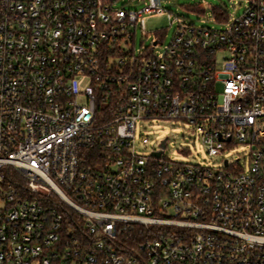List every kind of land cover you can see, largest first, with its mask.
Listing matches in <instances>:
<instances>
[{"label": "built area", "instance_id": "2783aa9c", "mask_svg": "<svg viewBox=\"0 0 264 264\" xmlns=\"http://www.w3.org/2000/svg\"><path fill=\"white\" fill-rule=\"evenodd\" d=\"M133 1L0 0V264H264V0L162 54L136 33L163 0ZM174 121L248 166L138 153Z\"/></svg>", "mask_w": 264, "mask_h": 264}, {"label": "rangeland", "instance_id": "374dc122", "mask_svg": "<svg viewBox=\"0 0 264 264\" xmlns=\"http://www.w3.org/2000/svg\"><path fill=\"white\" fill-rule=\"evenodd\" d=\"M126 9L137 8L138 6L124 0ZM250 0H163L166 11L160 15H150L141 19L136 33V49L143 51L151 46L155 40H159L156 49L157 54H162L170 41L178 25L177 19L191 22L196 26L209 28H220L224 26L217 19V13L228 14L230 18H236L246 12ZM201 8V9H198ZM132 48V47H127ZM148 135L151 145L144 146L137 144L138 153L147 155L156 146V141L169 138V145L166 152L168 158L173 161H181L185 164L198 165L217 170L223 165V159L237 160L242 157L241 165L248 166L253 150L245 145L232 148L226 154L209 156L206 148L194 127L181 121L158 122L153 125L143 124L138 128V136ZM190 153L184 154L182 150Z\"/></svg>", "mask_w": 264, "mask_h": 264}, {"label": "water", "instance_id": "95a60500", "mask_svg": "<svg viewBox=\"0 0 264 264\" xmlns=\"http://www.w3.org/2000/svg\"><path fill=\"white\" fill-rule=\"evenodd\" d=\"M166 141H167V139H164V141H163V145H162V148H163V149H164L165 146H166ZM160 154H161V152H158L156 155L159 156Z\"/></svg>", "mask_w": 264, "mask_h": 264}]
</instances>
